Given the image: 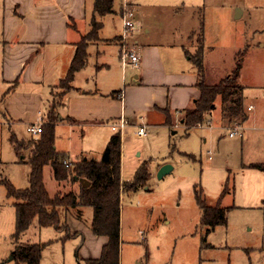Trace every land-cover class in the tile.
<instances>
[{"label":"rangeland","instance_id":"rangeland-1","mask_svg":"<svg viewBox=\"0 0 264 264\" xmlns=\"http://www.w3.org/2000/svg\"><path fill=\"white\" fill-rule=\"evenodd\" d=\"M124 4L146 13L153 6H198L207 39L227 55L238 45L239 35L249 34L239 42L238 52L246 50L240 83L253 110L246 124L240 126L242 138L227 136L236 125L224 127L218 110L187 131L176 123L177 128H149L137 139L134 128L126 129L121 136V180L131 182L142 166L147 177L143 187L121 195L119 264H264V170L260 166L264 164V0H112L115 14L102 18V37L123 35ZM238 10L242 15L235 18ZM132 21L136 29V20ZM192 44L194 53L199 48L197 34ZM92 63L90 59L89 65ZM229 74L222 72L212 81L218 83ZM101 78L96 74L92 80L100 83ZM59 86L50 108L57 109L61 103ZM54 133L55 146L72 162L80 153L99 160L109 137L115 134L108 123L77 128L60 123ZM12 136L18 140L32 137L26 127L1 121L0 264H16L12 254L20 244H45L39 264H82L84 257L97 255L102 241L89 234V208L84 209L82 222L72 223L76 228L70 226L78 229L70 238L51 227L39 229L36 220L17 240L13 238L14 200L7 197L1 182L25 189L30 168L27 157L17 156L13 150ZM164 166L171 170L159 178ZM43 182L50 197L57 191L78 192L77 183L59 188L49 166L43 169ZM197 197L209 207L226 209V224L206 234L200 226Z\"/></svg>","mask_w":264,"mask_h":264},{"label":"crops","instance_id":"crops-1","mask_svg":"<svg viewBox=\"0 0 264 264\" xmlns=\"http://www.w3.org/2000/svg\"><path fill=\"white\" fill-rule=\"evenodd\" d=\"M94 2L0 0V124L2 120L9 126L24 128L43 124L53 92L66 75L76 45L91 30ZM129 7L137 28L124 40L121 36L102 37L103 17L99 18L101 28L97 38L86 46V64L75 74L71 89L61 95L55 128L60 123L71 128L110 125L120 116L126 117L130 122L129 127L135 131L139 117L143 118L147 129L177 128L181 112L198 99V76L187 55L193 53L192 37L199 32L201 20L198 6H153L147 13L136 6ZM111 14L115 13L112 11ZM206 36L203 30L204 79L212 85L216 84L212 81L214 76L220 77L222 72L229 74L232 71L235 54L240 50L239 42L247 37L245 33L239 35L236 40L238 45L227 55L226 52H218V46L210 43ZM122 48L139 53L138 69L119 64ZM90 59L93 63L89 65ZM111 73H114L113 77ZM96 74L102 76L100 83L92 80ZM239 84L242 86L240 78ZM242 97L245 119L241 127L249 120L253 110V105L245 101L243 94ZM249 106L251 110H248ZM217 110L222 125H231L222 119L219 101L213 113ZM67 117L75 120V123L66 121ZM55 149L65 153L69 159L66 152L56 146ZM82 156L94 158L80 153L77 159ZM260 166L264 170V164ZM56 184L59 188L66 185ZM77 184L78 187L81 185ZM73 222L80 223L82 219L66 214L65 224L70 235L78 233V229L70 228H76ZM89 234L100 239L102 245L97 255L83 259H98L106 238L94 236L90 229Z\"/></svg>","mask_w":264,"mask_h":264},{"label":"trees","instance_id":"trees-1","mask_svg":"<svg viewBox=\"0 0 264 264\" xmlns=\"http://www.w3.org/2000/svg\"><path fill=\"white\" fill-rule=\"evenodd\" d=\"M112 13V0H95L91 30L76 45L73 57L65 77L60 81L62 94L71 89L75 74L86 64V46L97 38L101 28L99 18ZM97 19V20H96ZM197 33L199 48L192 54H187L194 66L198 83L199 97L190 108L184 109L179 120L180 125L187 131L201 125L205 117L211 116L219 101L222 119L228 123L240 126L245 119L243 111L244 87L239 84L240 73L246 50L235 54V63L228 76L216 84H207L204 79L203 66V22L200 21ZM58 113L54 107L49 108L41 133L29 140H18L15 136L10 143L17 156L25 155L29 164V186L25 189H15L9 182L1 183L6 189L7 197L13 199L15 210V233L17 240L37 221L38 228L51 227L64 232L65 238L72 237L65 224L66 214H72L76 219H82V209L89 208L92 218L89 224L94 236L105 237L98 259H87L82 264H119L120 251V205L121 195L126 191H135L143 187L147 173L144 166L139 168L134 179L125 183L121 180V137L114 134L110 137L99 160L82 156L75 162H68L65 153L55 149V123ZM66 121L75 123L67 117ZM49 166L53 179L58 183L88 182L87 187L79 185L78 192L56 194L50 197L43 182V169ZM200 210V226L206 234L217 226L226 224L227 210L219 206L209 207L200 197L196 199ZM45 244H20L13 251L16 264H39Z\"/></svg>","mask_w":264,"mask_h":264},{"label":"built area","instance_id":"built-area-1","mask_svg":"<svg viewBox=\"0 0 264 264\" xmlns=\"http://www.w3.org/2000/svg\"><path fill=\"white\" fill-rule=\"evenodd\" d=\"M121 16L124 20L123 26H124V33L121 36V39H126L128 33L132 31L135 28V25L131 18H133L132 11L128 8L127 4H124L122 6ZM120 60L123 67H131L132 69L136 70L140 66V55L135 50H129V49H123L120 54ZM120 97H122V94H120ZM252 107L249 106L248 110H251ZM130 122L129 120L124 117L120 116L116 120L110 123V129L115 134L120 135V137L125 133L126 129L129 127ZM228 128V127H227ZM42 124H34L29 125L26 127V132L30 134L32 137H36L41 133ZM229 129V128H228ZM147 133V126L143 120L142 117L138 118V123L136 124V131L135 136L137 139H140L144 137ZM227 136L229 138H241L242 137V131L240 126H235L233 129H229Z\"/></svg>","mask_w":264,"mask_h":264},{"label":"water","instance_id":"water-1","mask_svg":"<svg viewBox=\"0 0 264 264\" xmlns=\"http://www.w3.org/2000/svg\"><path fill=\"white\" fill-rule=\"evenodd\" d=\"M240 15H241V12L238 10V11H237V14H236V16H235V18H239ZM170 170H171V168L168 167V166H164V167H162V168L160 169L159 173H158V177L161 178L163 175H165L166 173H168ZM79 183L81 184V186H82L83 188H84V187H87V186L89 185L88 182L85 181V180H83V179L80 180Z\"/></svg>","mask_w":264,"mask_h":264}]
</instances>
